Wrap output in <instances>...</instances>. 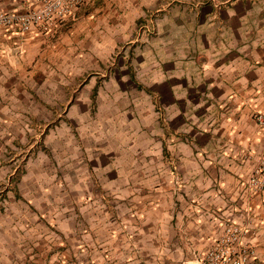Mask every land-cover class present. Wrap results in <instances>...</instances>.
Listing matches in <instances>:
<instances>
[{
	"label": "crops",
	"instance_id": "0c3cea01",
	"mask_svg": "<svg viewBox=\"0 0 264 264\" xmlns=\"http://www.w3.org/2000/svg\"><path fill=\"white\" fill-rule=\"evenodd\" d=\"M89 4L76 18L106 14L90 23L109 50L89 51L98 68L68 101L49 98L50 63L76 19L0 30V185L24 171L4 195L0 264H200L225 221L264 264V193L247 185L264 151V0ZM38 6L0 0V13ZM136 22L156 33L134 37ZM52 105L75 108L74 130L59 114L51 126Z\"/></svg>",
	"mask_w": 264,
	"mask_h": 264
},
{
	"label": "rangeland",
	"instance_id": "374dc122",
	"mask_svg": "<svg viewBox=\"0 0 264 264\" xmlns=\"http://www.w3.org/2000/svg\"><path fill=\"white\" fill-rule=\"evenodd\" d=\"M89 7H90V4H88L87 8ZM88 13H83L84 16L79 19L76 18L78 16L75 17L76 21H74L73 23L77 25V26H74V29H76V32L72 34L71 36H68V39H67L68 42H65L62 44L65 48L64 54L62 53V46H61L59 51L55 54V56L57 57L54 59L52 58L51 60L50 66L56 70L55 75H51V79H52L51 82L53 83L52 88L49 92L50 94L49 98H51V101L61 100V98L63 97V92L65 95V99L68 101L70 97L73 98V96H75V94L73 93V90L78 88L77 85L80 82H84L88 75L89 77L86 79L85 82H87V80L92 77L91 73L94 72L95 68H98L97 65L98 63H100V61L97 58L96 60L94 58H90L89 56L90 50L94 51L98 47L109 50V43L105 42V37L106 35H111V34L109 33V31L106 32L105 23L99 22V23H95L94 25L90 23V21L92 22L104 21L106 18V14L103 15L101 13H98V14H95V13L88 14ZM107 19H116V18H114L112 15L111 18H107ZM80 20L84 21L81 23V28L78 27ZM114 29L116 30L118 29V27H115ZM130 29L131 28L129 29L126 28L127 32ZM79 31L80 33H78ZM138 33L144 34L145 36L147 35V38H148L150 36H153L154 33H156V30L152 26L145 28L144 22H136V24L134 25V32H133L134 37ZM69 41L71 43H69ZM118 45H119L118 50L114 49V55H116L117 51L119 52L121 50V46L124 44L119 43ZM69 48H71V50H69ZM79 54L81 55V59H80L81 65L80 66L82 68L81 69L82 74L77 75V72H76L74 75L75 68L77 67L78 62H79V59H78ZM102 60L105 61L104 58ZM102 79L103 77H101L99 81H101ZM63 86L67 88V90L62 91ZM74 111H75V108L71 105L66 106V107L60 106L59 108L56 107L55 105H52L50 108L51 121L54 118L55 122L54 123L51 122V126H54L57 124L58 122L57 116L59 114L61 117H64L65 120H67L66 128H69L70 130H74V116H75ZM86 113L88 114V112ZM36 145L40 147V149L43 148V144L41 142L37 143ZM45 155L47 154L45 153ZM36 158H37L36 154L32 156L30 153L28 154L23 153L17 156L16 159H18L17 160L18 164L24 165L27 162H32L31 159L33 160V162H36L38 160ZM46 158H48L49 160L53 162H57V155H49V156H46ZM23 173L24 171L21 172V170L15 172V175H13L12 180L10 181L7 180L6 182H3L0 185V196H1L0 211H3L5 209L3 207L5 205L3 202L4 197H5L4 195H6V193L9 191L14 190V188L16 187L15 185H16L17 180L19 179V177L23 175Z\"/></svg>",
	"mask_w": 264,
	"mask_h": 264
},
{
	"label": "built area",
	"instance_id": "2783aa9c",
	"mask_svg": "<svg viewBox=\"0 0 264 264\" xmlns=\"http://www.w3.org/2000/svg\"><path fill=\"white\" fill-rule=\"evenodd\" d=\"M39 6L26 13H0V30L27 35L50 33L65 20H74L80 7L92 0H37ZM255 122L264 133V114L257 113ZM247 160L248 157H243ZM255 193H264V151L256 158V167L247 181ZM243 226L225 221L221 233L204 253L200 264H252L257 259L255 250L244 244Z\"/></svg>",
	"mask_w": 264,
	"mask_h": 264
}]
</instances>
